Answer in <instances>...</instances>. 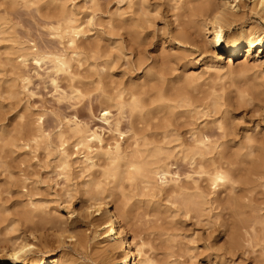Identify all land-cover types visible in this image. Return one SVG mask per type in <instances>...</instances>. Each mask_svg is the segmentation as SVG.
Returning a JSON list of instances; mask_svg holds the SVG:
<instances>
[{
	"label": "rangeland",
	"instance_id": "rangeland-1",
	"mask_svg": "<svg viewBox=\"0 0 264 264\" xmlns=\"http://www.w3.org/2000/svg\"><path fill=\"white\" fill-rule=\"evenodd\" d=\"M176 1L0 0V218L6 221L2 224L3 230H0L1 254H6L11 247L10 238L13 242L28 238L38 247L35 250L36 257L44 253L53 256L64 254L75 264H108L103 254L104 245L100 244L102 238L96 237L94 220L81 215L85 208L94 203L88 194L89 188H86L91 174L81 173L79 167L86 155L85 150L75 147V138L69 139L70 153H74V166L68 181L58 167L62 149L58 136L61 131L68 129L69 121L83 122L92 129L100 128V132L107 128L102 121L103 109L107 106L99 102L101 91L94 85V79L98 78L97 73L102 71L105 62H111L112 77H108L107 86L116 88H109L111 93L131 81L139 82L144 78L146 70H137L133 64L138 56L129 52L127 42L122 43L113 36L109 28L113 22L138 23L141 26L142 50L150 63L153 59L159 61V70L167 69L164 73L169 89L186 88L195 97H209L208 100L212 99L210 96L216 91L215 95L223 98L221 104H225H222L221 112L214 113V109L210 108L211 117H202L198 123L204 125L208 119L217 123L225 120L229 124L228 129L235 133L234 141L230 143L231 151L234 149L232 152H237L242 142H248L246 136H257L261 141L264 135V65L258 61V51L249 58L246 55L234 57L238 60L233 67L226 63L229 60L226 54L221 66H217L221 72L216 74L214 70L209 71L205 65L210 59L209 53L205 54L197 44H180L173 39V32L179 29L175 18ZM38 6H42L41 13L37 12ZM62 6L74 13L86 33L85 52L81 57L83 64L79 66L77 62L73 63L74 71L80 75L76 82L79 86H75L82 93L78 98L62 74L56 73L53 62L45 60L37 63L31 60L23 65L19 58L23 53L36 51L72 56V49L67 42L60 41L51 29L60 17ZM251 6L252 3L246 0V6L241 10L244 16L238 25L251 24L264 28V20L252 12ZM239 26L233 30L227 29L226 38ZM198 40L202 41V38ZM94 45L103 48V52L93 51ZM261 58L264 61V54ZM192 75H197L199 79L193 80ZM53 78L59 79L60 89L52 84ZM254 85L260 87L263 102L257 98L260 97L257 92L254 95ZM185 108H180L183 115L174 121V125L178 123L182 126L181 138L174 132L164 145L168 156H171V174L182 183L187 180L189 166L177 161L175 149L179 142L174 139H189L190 118L184 112L190 109ZM110 110L112 115L118 114L117 108L112 107ZM40 118L43 119L42 129L49 138L35 147L32 138L40 129ZM128 120L124 119V131L128 130ZM166 120L162 122L163 125L168 123L169 120ZM213 130L217 131L216 128ZM214 133L217 135L219 131ZM104 135L106 140L115 142L109 133ZM127 135L130 134L127 133L125 139L119 138L124 145L133 143L127 139ZM155 181L161 182V178L157 177ZM24 183L32 189L31 197L25 193ZM263 186L258 188L255 198H264ZM125 187V196L117 190L115 196L108 200L111 203L109 209L129 215L128 236L135 238V241L144 239L148 243L149 254L158 264H264L257 260L250 248L229 254V227L225 224L229 218L225 216L230 215L228 211L208 204L205 212L192 211L187 214L178 198H168L164 194L152 197L140 185L130 187L126 184ZM107 188L111 190L112 185ZM30 200L45 210L62 207V213H67V208L72 207L76 214V237L67 238L60 245L57 229L45 226L48 229L39 232L36 235L38 240H34L27 231L30 224L27 225L24 219ZM40 220L36 219V222ZM7 225H11L9 230H6ZM223 257L226 259L222 263L220 259ZM2 262L0 259V264ZM133 262L135 258L128 261L129 264Z\"/></svg>",
	"mask_w": 264,
	"mask_h": 264
},
{
	"label": "bare ground",
	"instance_id": "bare-ground-1",
	"mask_svg": "<svg viewBox=\"0 0 264 264\" xmlns=\"http://www.w3.org/2000/svg\"><path fill=\"white\" fill-rule=\"evenodd\" d=\"M128 1L133 2V0ZM249 1L252 3V12L264 20V0ZM245 6L246 0H177L175 18L179 23V29L173 32V39L180 44H197L205 54L209 53L210 59L205 64L206 69L214 70L215 73L221 72L217 66L226 54L229 55L226 63L233 67L240 56L246 55L249 58L251 54L258 51V61L264 65L261 58L264 54V28L251 24L238 25L243 19L244 13H241V10ZM41 11L42 6H38L37 12L41 13ZM59 16L56 25H53L51 29L60 41L67 42L72 49V56L36 51L23 53L19 58L23 65L31 60L37 63L45 60L53 62L56 73L62 74L78 98L82 96V93L80 88L75 86L79 79L77 76L80 75L74 71L73 63L77 62L79 66L83 64L81 57L85 52L86 33L74 13L68 12L65 6L61 7ZM236 26H239L236 31L226 38V30H233ZM109 28L113 36L119 38L122 43L129 44L128 50L132 55L138 56L133 64L137 70H146L144 78L139 82L131 81L128 85L111 93L109 88L112 86H107L108 77H112L111 62H105L102 71L97 73L98 78L94 79V85L101 91L99 102L107 106L103 109L102 117L107 128L100 132V128L92 129L83 122L69 121L68 129L61 131L58 136L62 148L58 167L61 169V175L68 181L74 166V153H70L69 139L75 138L77 140L75 147L78 150H85L86 155L80 161L79 167L81 173L91 174L92 178L86 182V188H89L87 191L94 203L85 208L81 215L94 220L97 228L96 237L102 238L100 244L104 245L102 249L107 263L129 264L128 261L135 258L132 264H158L149 254L148 243L146 244L144 239L135 241V238L128 236L129 215L125 216L109 209L111 203L108 200L115 196L117 190L121 191L123 196L126 195V184L130 187L140 185L143 191L155 198L163 194L168 198H178L187 214L192 211L203 212L208 204L209 206L217 205L218 208L228 211L230 215L225 216H229L225 224L229 227L227 240L229 254L250 248L251 253L257 256V260L263 263L264 198H255L254 194L264 185V135L261 141L257 139V136H246L248 142H242L241 147L238 145L240 149L232 152L234 149L231 151L230 143L234 141L235 133L228 129L229 124L227 125L225 120L217 123L208 119L204 125L198 123L202 117L210 116L212 112L210 108L214 109V113L221 112L223 98L215 95V89V92L212 90L214 93L210 96L211 100H208L209 97H195L186 88L169 89L164 73L167 69L159 70V61L153 59L150 63V59L142 50L141 26L138 23L130 25L118 21L111 23ZM199 38H202V41L198 40ZM93 51L102 53L103 48H97L94 45ZM236 56L238 58L234 59ZM192 79L197 81L199 77L192 75ZM58 80L53 78L52 84L60 89ZM253 87L254 95L258 93L260 97L257 98L263 102L260 87L256 85ZM112 89L116 90L115 87ZM112 107L117 108V115H112L110 110ZM185 107L190 109L184 113L190 118L188 126L191 129L188 131L189 139L182 141L180 139L182 126L178 123L174 125V121L183 115V110L180 111V108ZM126 118L129 119V127L127 131H124L123 122ZM166 119L169 121L163 125L162 122ZM39 121L40 129L32 138L35 147L40 145L41 141L43 143L45 138L47 140L49 138L42 129L43 119L40 118ZM215 128L219 131L217 135L214 133L217 131L213 130ZM106 132L112 135L111 140H115L114 143L106 140L104 135ZM174 132L180 137L174 139L179 142L175 149L177 161L187 163L189 166V174L184 183L171 174L170 165L172 164L169 163L171 156H168L164 146ZM127 133L130 134L126 136L127 139L133 143L124 145L119 138L125 139ZM157 177L161 178V182L155 181ZM110 185H112L111 190L107 188ZM23 189L31 197L32 189L27 183L23 184ZM40 207L38 203L30 200L24 213L25 222L27 225L30 224L27 231L34 240H38L36 235L39 232L48 229L45 226L57 229L60 233V245L65 243V239L76 237L74 231L76 214L72 207L67 208V213H62V207L54 208V210H45ZM36 219L41 220L36 222ZM5 222L0 218V230H3L2 224ZM10 226L7 225L6 230H9ZM28 240L27 238L18 242L16 239L13 242L10 238L11 247L6 254L0 253L2 264H75L64 254L53 256L44 253L41 257H36L35 250L38 247ZM40 243L43 244L41 240ZM224 257L220 259L222 263L226 259Z\"/></svg>",
	"mask_w": 264,
	"mask_h": 264
}]
</instances>
